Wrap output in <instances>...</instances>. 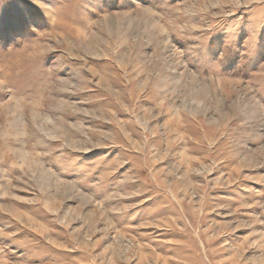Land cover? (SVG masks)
<instances>
[{"label": "rangeland", "instance_id": "374dc122", "mask_svg": "<svg viewBox=\"0 0 264 264\" xmlns=\"http://www.w3.org/2000/svg\"><path fill=\"white\" fill-rule=\"evenodd\" d=\"M0 264H264V0H0Z\"/></svg>", "mask_w": 264, "mask_h": 264}]
</instances>
